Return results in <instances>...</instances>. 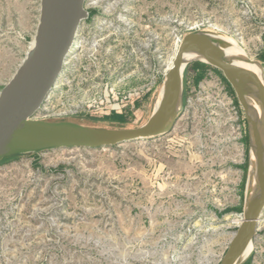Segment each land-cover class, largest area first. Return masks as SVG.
I'll return each instance as SVG.
<instances>
[{"label":"rangeland","instance_id":"obj_1","mask_svg":"<svg viewBox=\"0 0 264 264\" xmlns=\"http://www.w3.org/2000/svg\"><path fill=\"white\" fill-rule=\"evenodd\" d=\"M39 4L0 0V91L31 52ZM85 10L33 120L140 127L158 105L177 46L192 32L236 42L264 70V0H85ZM221 73L208 70L194 85L184 68L182 112L159 138L0 163V264H220L241 219L233 209L244 208L261 156L251 127L240 193L242 174L231 169L241 154L238 118ZM112 113L123 116L120 125L102 120ZM249 254L250 264H264V209L244 260Z\"/></svg>","mask_w":264,"mask_h":264},{"label":"water","instance_id":"obj_2","mask_svg":"<svg viewBox=\"0 0 264 264\" xmlns=\"http://www.w3.org/2000/svg\"><path fill=\"white\" fill-rule=\"evenodd\" d=\"M39 6L34 51L27 57L29 59L31 55L15 86L10 88L22 67L12 81L0 91V160L28 156L49 149L110 148L159 138L173 128L182 112L184 68L190 63L199 62L221 73L217 67L202 60L188 61L182 67L185 53L196 47L226 48L231 45L227 43L225 37L215 32L197 31L186 34L177 46L167 70L160 108L140 127L93 130L75 128L76 125L72 123H59L44 127L42 132H46L45 134L32 135L27 131V124L39 113L44 101L56 85L77 31L87 16L85 0H40ZM233 45L232 50L236 53L231 55L235 59L241 62L250 60L236 42ZM250 61L261 69L259 74L251 70L248 74L257 95L263 165L250 200L244 205L239 225L220 264H236L244 245L249 242L252 247L256 223L264 209V72L258 62ZM221 75L234 89L230 79L222 73ZM53 127L64 130L47 132Z\"/></svg>","mask_w":264,"mask_h":264},{"label":"bare ground","instance_id":"obj_3","mask_svg":"<svg viewBox=\"0 0 264 264\" xmlns=\"http://www.w3.org/2000/svg\"><path fill=\"white\" fill-rule=\"evenodd\" d=\"M226 41L228 44H231L226 48L214 46V47H196V48H192V49L188 50L183 57L182 67L188 61H192V60L206 61V62L215 64V65H218L219 67L224 69L230 75V77L234 80V82L237 86H238V83L242 86V89H243L242 95L250 107L252 124L257 129V132L259 135V141H260L259 144H260V152H261L258 172H256L255 176L251 178L250 184H249L248 189H247V196H248L247 202H246V204H247L250 200L252 193H253V190H254L255 185H256V180L258 178V175H259V173L262 169V165H263L262 139H261L260 132H259V109H258V105H257V95H256V90H255L254 84H253L252 80L250 79L248 72H250V70H251V71L259 74L261 69L256 63H253L250 60H243L244 62H241V61H238L237 59H235L231 55V53H236L235 51L232 50V47H234V45H233L234 43L230 40H226ZM35 45H36V42L34 41L32 43L31 54L34 51ZM30 57H31V55H30ZM30 57H29V59H30ZM29 59H27V61L23 65V67H22L21 71L19 72L16 80L11 84L10 88H13L15 86V84L17 83V81L19 80L21 75L23 74ZM165 80H166V75L164 78V82H165ZM164 82H163V84H164ZM162 90H163V86H162ZM244 90H246V92ZM161 97H162V91H161V96H160L158 105H157L156 109L154 110V113L157 112L158 109L160 108ZM147 121L145 123H147ZM44 127H51V125H46V124H43V123L38 122L36 120H33V121L28 122L26 128H27V131L32 135H41L43 133L44 134L46 133V132H42V129ZM75 128H80V129L84 128V129H93V130L94 129L95 130L113 129V128H95V127H77V126H75ZM54 130L55 131H57V130L63 131L64 129H58V128L56 129V127H53L52 129H50L47 132H49V133L55 132ZM250 133H252V132H250ZM249 244L250 243L247 242L244 245V248L242 249V251L238 257L236 264H241L242 261L244 260L246 254H247V251H248Z\"/></svg>","mask_w":264,"mask_h":264},{"label":"flooded vegetation","instance_id":"obj_4","mask_svg":"<svg viewBox=\"0 0 264 264\" xmlns=\"http://www.w3.org/2000/svg\"><path fill=\"white\" fill-rule=\"evenodd\" d=\"M263 72H264V70H263ZM227 84H228V86L232 92V97L229 96L227 94V92H226V95H228V97L231 101L232 111H234V113L236 114V117L238 118V120H237L238 123L234 124L235 129L238 131L237 142L234 143V145H238L241 148V154L238 157L239 163L237 165H235V163H233L231 165V169L233 171H238L242 174L237 188H238L240 193L242 190L244 193V189H245V185H246V179L248 176V172L250 171V164H251V159H252L251 133H250L251 127H253V129H254L255 142L257 141L259 149H260V144H259L260 141H259V135H258L257 129L254 127V125L252 124V121H251V114H250L249 105L247 104L242 93L239 90H238L239 95H237V93L231 87V85L228 82H227ZM238 206L241 207L242 204L239 203ZM242 209L240 211L241 215H242V211H243ZM251 250H252V247H251ZM250 263H251V255L249 254L248 257L241 264H250Z\"/></svg>","mask_w":264,"mask_h":264},{"label":"trees","instance_id":"obj_5","mask_svg":"<svg viewBox=\"0 0 264 264\" xmlns=\"http://www.w3.org/2000/svg\"><path fill=\"white\" fill-rule=\"evenodd\" d=\"M262 59H264V55L262 56ZM187 69H191L194 73L193 76V84L196 85L198 84V82L202 79L204 73L208 70L213 71L214 73L218 74V71L216 69H213L211 66L203 64V63H199V62H193L190 63L186 66ZM219 75V74H218ZM222 82L226 85L225 89L226 92L229 96L232 97V92L226 82V80L221 77ZM103 121L110 123V124H118L120 125V123L123 122V116L119 115L117 113H112L110 116L105 117L104 119H102ZM13 157H8V158H3L1 159L0 163H3L7 160H12ZM234 211L240 212L241 211V207L238 206L237 208L233 209ZM229 211V210H228Z\"/></svg>","mask_w":264,"mask_h":264}]
</instances>
